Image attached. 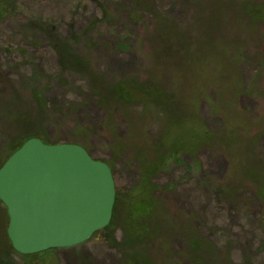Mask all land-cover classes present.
I'll return each mask as SVG.
<instances>
[{"label":"rangeland","instance_id":"1","mask_svg":"<svg viewBox=\"0 0 264 264\" xmlns=\"http://www.w3.org/2000/svg\"><path fill=\"white\" fill-rule=\"evenodd\" d=\"M3 1L18 10L0 21V150L29 127L23 114L38 117L30 91L36 86L48 109L37 123L50 141L80 144L110 164L116 188L127 195L140 181L139 154L153 159L165 122L143 103H102L95 89L126 78L155 81L189 122L195 117L215 138L152 178L165 225L150 235L149 251L162 264L183 261L186 228L194 223L214 245L208 261L264 264V195L250 175L259 174L264 187V19L243 7L264 0ZM54 29L99 83L61 68ZM134 90L133 101L147 98ZM8 223L0 200V259L10 248ZM112 232L118 240L124 235L119 224ZM51 252L26 258L10 248L14 264H122L121 250L93 235Z\"/></svg>","mask_w":264,"mask_h":264},{"label":"trees","instance_id":"2","mask_svg":"<svg viewBox=\"0 0 264 264\" xmlns=\"http://www.w3.org/2000/svg\"><path fill=\"white\" fill-rule=\"evenodd\" d=\"M136 1L138 3L140 0ZM243 7L244 12L251 18L264 19V3L257 5L245 3ZM17 10L18 6L11 1L6 2L0 0V21L6 17L13 16V12ZM40 30H44L43 32H45L46 25L41 26ZM51 35L56 40L55 50L61 68L87 73L96 83L100 82V77L95 76L90 64L75 51L68 40V42L66 40L60 41L55 29ZM90 83L95 89L96 83L94 84L93 80ZM134 89L143 91L147 95V98L144 97L145 99L138 100V102L133 101ZM95 90L100 93L99 100L108 105L111 103H119L121 106L134 107L139 103H143L146 105V108L151 107L155 109L156 113L161 116V119L163 118L162 121L165 122V129L160 133V136L154 142L155 144L152 145L153 149L151 147V150L154 152L152 155L154 156L153 159L148 160L147 157L150 154L144 150L139 154L138 160L141 176L138 184L127 195H122L116 188V198L111 222L105 228L96 231L93 237L98 239L102 238L119 248L122 252V264H162L151 254L148 245L150 235L157 232L158 226L162 227L165 225L164 220H161V216L158 214L159 201L154 197V192L160 186L153 184L152 178L156 173L167 169L174 162H184L181 157L182 154L195 155L200 146L213 142L215 138L214 132L206 128L204 123L201 122L199 124V120H196L195 117L193 121L189 122L186 114L176 104L175 96L161 88L160 84L155 81L140 82V80L135 78H126L105 86L102 82V85ZM30 91L33 100H35L38 117L35 120V118L29 115H22L23 118H31V122H28L27 119L25 120L28 122L29 127L21 137L10 139L5 147L0 150V167L26 140L32 137H39L49 143H63L59 140L50 141V137L44 126L37 123L38 119L41 120V117H46L48 114L46 98L44 93L36 86L31 88ZM198 166L194 163L192 164V168L189 166L188 168L196 170ZM110 167L112 169V166ZM250 175L259 182L260 191L264 195V187H260L262 179L259 174L251 171ZM205 184L207 186H214L216 182L213 183L212 180H208L205 181ZM214 189L220 188L213 187ZM221 191L223 190L221 189ZM115 224H119L122 228L124 235L121 240L116 239L112 232ZM194 226L195 224L191 223V226L186 228L188 238L187 243L185 242L182 249L184 258L183 261L177 259L178 263L175 264H233V262H223L216 259L208 261V258H205L204 254L213 249L214 245L205 237L203 238ZM10 248L26 258L45 252L52 255L53 253L51 251L57 249L50 248L36 253L23 254L15 250L11 242ZM10 248L8 246L5 252H1L3 255L5 253L6 256L4 255L0 259V264H14V261L11 259Z\"/></svg>","mask_w":264,"mask_h":264},{"label":"water","instance_id":"3","mask_svg":"<svg viewBox=\"0 0 264 264\" xmlns=\"http://www.w3.org/2000/svg\"><path fill=\"white\" fill-rule=\"evenodd\" d=\"M115 198L110 165L80 144L32 137L0 167L8 236L23 254L87 241L111 222Z\"/></svg>","mask_w":264,"mask_h":264}]
</instances>
